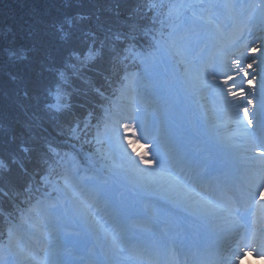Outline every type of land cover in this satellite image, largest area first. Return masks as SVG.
Masks as SVG:
<instances>
[{
	"label": "snow or ice",
	"instance_id": "6c2138e0",
	"mask_svg": "<svg viewBox=\"0 0 264 264\" xmlns=\"http://www.w3.org/2000/svg\"><path fill=\"white\" fill-rule=\"evenodd\" d=\"M25 23L0 49V264L264 258V0H40Z\"/></svg>",
	"mask_w": 264,
	"mask_h": 264
},
{
	"label": "trees",
	"instance_id": "16d2710c",
	"mask_svg": "<svg viewBox=\"0 0 264 264\" xmlns=\"http://www.w3.org/2000/svg\"><path fill=\"white\" fill-rule=\"evenodd\" d=\"M39 2L40 0H0V31L8 30L11 33L9 39L0 40V49L20 48L27 44L28 41L25 36L27 25L25 21H27L33 6ZM0 66H3V70L0 71V91H12L15 85L10 81L8 75L9 62L7 54L2 51H0ZM11 71L18 72L20 70L12 65ZM94 79L97 84L104 83L102 78L95 75ZM82 99L83 97H78L73 101L77 105L76 111L80 113L86 111L85 108L80 107ZM0 115L6 117V119L0 118V129L7 128L14 113L2 100H0ZM10 179L13 182L22 183V178L18 171H14ZM10 208L11 205L7 201L0 200V244L6 242V230L10 218L6 215L5 210H10Z\"/></svg>",
	"mask_w": 264,
	"mask_h": 264
},
{
	"label": "rangeland",
	"instance_id": "374dc122",
	"mask_svg": "<svg viewBox=\"0 0 264 264\" xmlns=\"http://www.w3.org/2000/svg\"><path fill=\"white\" fill-rule=\"evenodd\" d=\"M238 2L242 3V2H245V0H238ZM200 55H204V53H201V52L194 53V56L198 57ZM136 148H137L138 151H141V152L146 150L144 148H141L139 145H136ZM138 211H139V214H140L141 217H142L143 213L150 214V209H149V206L147 204H143V205L138 206ZM98 219H100V217H98ZM32 223H35V221H33ZM100 226L101 227L104 226L103 219H101ZM39 255L42 256L43 253H40ZM91 258H92V249L90 248L88 254H85L83 256H78V257L75 258V260L80 261L81 264H89ZM181 259H183V258H181ZM246 259H249V260H246ZM242 264H264V258H258L255 255H252V258H250V255H248L242 261Z\"/></svg>",
	"mask_w": 264,
	"mask_h": 264
},
{
	"label": "bare ground",
	"instance_id": "6f19581e",
	"mask_svg": "<svg viewBox=\"0 0 264 264\" xmlns=\"http://www.w3.org/2000/svg\"><path fill=\"white\" fill-rule=\"evenodd\" d=\"M250 258H252V255H250ZM246 260H249V259H246ZM75 264H81V263H80V261L78 262V261L75 260Z\"/></svg>",
	"mask_w": 264,
	"mask_h": 264
}]
</instances>
